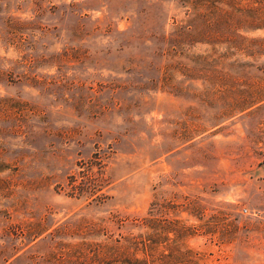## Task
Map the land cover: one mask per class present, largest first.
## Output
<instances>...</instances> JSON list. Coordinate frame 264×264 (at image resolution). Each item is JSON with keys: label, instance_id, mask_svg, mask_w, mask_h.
Instances as JSON below:
<instances>
[{"label": "rangeland", "instance_id": "rangeland-1", "mask_svg": "<svg viewBox=\"0 0 264 264\" xmlns=\"http://www.w3.org/2000/svg\"><path fill=\"white\" fill-rule=\"evenodd\" d=\"M0 264H264V0H0Z\"/></svg>", "mask_w": 264, "mask_h": 264}]
</instances>
